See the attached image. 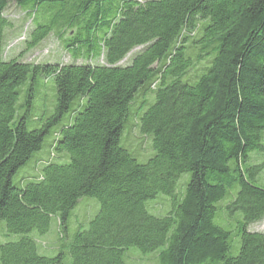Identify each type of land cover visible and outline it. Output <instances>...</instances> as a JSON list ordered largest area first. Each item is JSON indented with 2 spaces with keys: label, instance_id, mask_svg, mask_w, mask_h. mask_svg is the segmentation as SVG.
<instances>
[{
  "label": "trees",
  "instance_id": "obj_1",
  "mask_svg": "<svg viewBox=\"0 0 264 264\" xmlns=\"http://www.w3.org/2000/svg\"><path fill=\"white\" fill-rule=\"evenodd\" d=\"M12 5L52 15L26 51L55 34L90 64L6 60ZM133 126L152 158L125 144ZM252 151H264V0H0L1 264H135L131 249L156 264H264V233L248 230L264 219V165H249ZM84 197L100 210L73 229ZM53 219L59 245L48 257L38 240Z\"/></svg>",
  "mask_w": 264,
  "mask_h": 264
},
{
  "label": "rangeland",
  "instance_id": "obj_2",
  "mask_svg": "<svg viewBox=\"0 0 264 264\" xmlns=\"http://www.w3.org/2000/svg\"><path fill=\"white\" fill-rule=\"evenodd\" d=\"M5 17L7 18V20L11 25L10 28L7 29L6 31V39L4 46V56L6 60L17 58L23 62L32 63V64H56V63L90 64V61L84 59L83 57L74 59L68 52H66L64 47V41L67 39V37H65L64 39H60L55 34L50 35L37 48L31 51L25 50L26 49L25 43L30 38V34L31 31L33 30V26L36 27L39 23H44V21L49 20L52 17V15L44 16V14L40 12L38 15L31 14L28 17L22 9L18 8L15 5H12L5 12ZM132 56L133 54L128 56L125 59L124 64H127L130 58L132 59ZM93 58L95 61H93L92 64H99L102 62L99 57V52L97 48L94 49ZM20 102H24L23 95L20 97ZM54 106H55V101H54ZM135 107H137V104L135 105ZM41 112L42 111L40 110V108H36L35 106L28 113L27 120H28V127L30 130L39 128V123L34 120L40 118ZM130 120L128 124L131 122ZM54 131L56 130L54 129ZM54 140L55 137L53 135L49 136L45 140L44 147L42 151L39 153V155L48 154L49 147L54 142ZM124 141L127 146L131 147L132 149L139 150L144 157H149L151 154H154V151H152L150 147V138L148 136L142 135L139 132L137 126H133L130 130L126 132V134L124 135ZM129 151L137 158V160L140 163H146L150 158L153 157L152 155L150 156V158H141L139 154H136L131 150ZM249 157H250V163H249L250 166L264 165V151H252ZM42 159L45 161L48 158L44 156ZM32 174L33 173L24 174V175L28 177ZM189 177L190 176L187 174L182 176V179L178 184V189H177L178 191L181 188L182 180H188ZM15 183L18 185L17 180H15ZM256 185L264 190V168L256 176ZM163 197L167 198L166 196L159 195L154 201L159 200ZM151 202L153 201H150L149 203ZM230 202L231 200H226L223 201L221 204L224 206L225 205L228 206ZM221 204H219L218 206H220ZM163 207L164 205L159 203L152 204V209L154 211L162 210ZM171 208H172V203H170L168 209L171 210ZM99 210H100V203L96 199L90 197H84L80 199L77 207L72 213L71 227L73 229L75 228L84 229V230L88 229L90 222L95 218ZM150 213L155 216H160L159 213L152 212V210H150ZM224 215L226 216L227 219H231L234 221L237 219L242 220L241 214H230V212L226 209L224 210ZM217 224L227 230H230L231 228V225L227 226L221 223H217ZM1 226L5 227V222H0V227ZM248 230L264 233V219L257 224L249 226ZM20 238L21 236L13 235L10 236L8 240H10L11 242H16L20 240ZM0 239L4 240V237L1 235ZM38 243L41 246L40 254L48 257H53V254L56 252L59 245V227L57 226L55 219L52 220L50 232L46 236L39 239ZM239 250H240V239H237L236 246L233 248L232 254L234 256L237 255L239 253ZM130 251L131 252H129V257L131 261H133L135 264H156L153 261L155 260V258L152 257L153 256L152 254L144 255L137 249H131Z\"/></svg>",
  "mask_w": 264,
  "mask_h": 264
}]
</instances>
